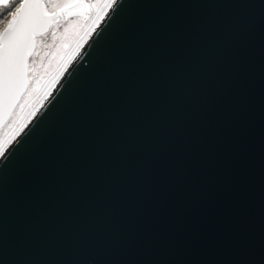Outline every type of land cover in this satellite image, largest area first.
<instances>
[{
	"label": "snow or ice",
	"instance_id": "obj_1",
	"mask_svg": "<svg viewBox=\"0 0 264 264\" xmlns=\"http://www.w3.org/2000/svg\"><path fill=\"white\" fill-rule=\"evenodd\" d=\"M257 35L264 129V0H0V264H264ZM204 235L235 258H157Z\"/></svg>",
	"mask_w": 264,
	"mask_h": 264
},
{
	"label": "water",
	"instance_id": "obj_2",
	"mask_svg": "<svg viewBox=\"0 0 264 264\" xmlns=\"http://www.w3.org/2000/svg\"><path fill=\"white\" fill-rule=\"evenodd\" d=\"M186 2L193 3H232L236 0H186ZM219 12H231V9H219ZM258 24V11L256 13ZM103 27V25H102ZM258 33V27H257ZM94 38V37H93ZM91 43V41H89ZM90 51L86 45L81 53V56L72 64L69 73L73 69L84 65V61L87 57V53ZM256 78L254 82L253 90V103L251 113V124L249 133L248 144V204H247V229L248 240L246 244V250L259 252L262 242H264V182H262V176H264V129H262L261 122V93H260V81H259V47H258V35H257V53H256ZM69 79L68 73L61 79L63 84ZM63 89L58 85L53 91V97L55 100L59 97ZM46 109H42L41 113L33 120V124L40 115ZM32 124L29 125L31 127ZM27 131V129H26ZM44 244L56 245L61 243L58 239H46ZM161 259L169 260H228L233 259V251L225 244H222L216 240L212 235H204L198 239H194L191 236H184L178 238L172 246H168L162 249V254L157 257Z\"/></svg>",
	"mask_w": 264,
	"mask_h": 264
},
{
	"label": "rangeland",
	"instance_id": "obj_3",
	"mask_svg": "<svg viewBox=\"0 0 264 264\" xmlns=\"http://www.w3.org/2000/svg\"><path fill=\"white\" fill-rule=\"evenodd\" d=\"M70 40H71V38H70ZM85 46H86V45H85ZM73 63H74V62H73ZM52 65H53V69H54V68H55V65H56V60H55V59H53V61H52ZM71 66H72V65H71ZM71 66H70V67H71ZM70 67H69V69H70ZM69 69H68V70H69ZM53 91H54V90H53Z\"/></svg>",
	"mask_w": 264,
	"mask_h": 264
}]
</instances>
